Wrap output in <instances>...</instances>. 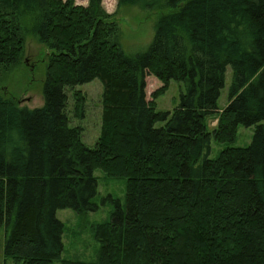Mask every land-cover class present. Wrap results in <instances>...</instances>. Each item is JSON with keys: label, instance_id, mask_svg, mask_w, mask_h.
<instances>
[{"label": "trees", "instance_id": "16d2710c", "mask_svg": "<svg viewBox=\"0 0 264 264\" xmlns=\"http://www.w3.org/2000/svg\"><path fill=\"white\" fill-rule=\"evenodd\" d=\"M162 12L146 50L128 55L102 0H0V71L21 66L28 36L46 47L41 107L0 91V240L15 264H264V0H117ZM227 104L218 109L226 68ZM163 94L184 92L172 110L146 99L145 78ZM102 83L93 147L70 126L68 94ZM216 124L208 130L207 120ZM156 123H162L155 127ZM246 147L210 158L211 141ZM125 181L124 205L94 224L92 262L62 260L63 224L97 210V179Z\"/></svg>", "mask_w": 264, "mask_h": 264}, {"label": "rangeland", "instance_id": "374dc122", "mask_svg": "<svg viewBox=\"0 0 264 264\" xmlns=\"http://www.w3.org/2000/svg\"><path fill=\"white\" fill-rule=\"evenodd\" d=\"M78 5H86L87 0H75ZM104 10L113 14L114 20L119 29V43L124 53L128 55L137 54L146 50L154 36V26L157 18L162 12L142 10L137 6L118 7L117 0H102ZM46 47L38 44L30 36L27 37L24 46V55L21 66L9 71H0V91L7 90L20 107L34 109L41 107L43 98L41 88L45 79ZM232 72L230 67L226 68L223 88L220 90L217 100L218 109L221 110L227 104L228 88L231 81ZM145 93L148 101H153L157 111L172 110L178 105L179 97L184 92L181 83L171 80L162 95L153 98L152 95L162 87V83L153 76L145 78ZM82 97L83 116L77 118L76 102L73 99V92L67 91L68 107L67 113L70 126H79L83 129L82 141L89 147H93L100 133L102 115V83L99 79H94L89 83L78 85L74 88ZM216 124V120L211 117L207 120L208 130ZM156 123L155 127L162 126ZM255 127L238 126L235 141L231 144L216 143L211 141L210 158H214L219 151L228 146L246 147L250 144ZM97 179V196L95 203L97 210L80 217L71 209H62L56 212V218L63 224L64 232L62 236L63 250L62 260H80L92 262L98 244L93 238L91 227L110 219V214L115 210V204L124 205L125 181L122 178H106L104 173L96 169L93 172ZM3 244L0 240V264H15L3 255ZM52 264H61L56 261Z\"/></svg>", "mask_w": 264, "mask_h": 264}]
</instances>
